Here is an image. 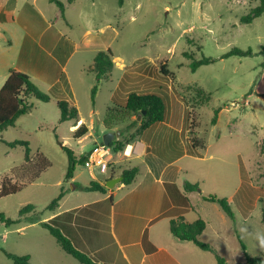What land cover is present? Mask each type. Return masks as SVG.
Segmentation results:
<instances>
[{"label":"rangeland","instance_id":"rangeland-1","mask_svg":"<svg viewBox=\"0 0 264 264\" xmlns=\"http://www.w3.org/2000/svg\"><path fill=\"white\" fill-rule=\"evenodd\" d=\"M58 3L64 5L63 14ZM258 5L259 0H13L9 14L15 21L11 17L4 26L9 42L15 44L17 52L24 36L43 38L53 48L60 45L59 53L68 56L69 61H61L57 67L56 88L61 89L64 100L78 102L79 108L75 106L84 119L82 124L91 128L92 135L80 142L71 131L75 122H61L54 101L33 100L31 112L4 135L8 141H29L34 155L43 152L52 166L22 192L1 198L0 213L17 219L20 209L32 204L35 212L44 213V219L50 216L52 212L47 207L62 191L72 188V183L66 181L69 157L63 147L71 149L78 160L87 156L85 151L101 145L105 135L113 133L104 124L108 108L124 105L120 97L126 92L143 93L145 89L142 95H168L167 121L163 126L157 124L149 132L150 137L157 132L171 135L185 127V142L190 143V148L194 142L205 145L204 149L197 148L198 159L183 160V171H178L180 164H175L170 168L173 173L169 172L170 178L180 184L200 186V192L190 195L187 214L189 222H206L200 240L210 244L227 264H248L246 254L264 261V247L257 239L258 233H264V14L250 24L242 23ZM235 48L250 50L252 55L225 56ZM27 50L26 61L20 59L18 64L38 74L41 70L31 64L30 58H38L40 52ZM108 50L121 58L126 68H115L111 78L101 82L93 100L96 78L90 69L97 54ZM203 58L213 62L193 71L192 63ZM41 59L45 66L49 63L47 54H41ZM164 63L175 78L162 74ZM68 81L72 91L68 86L69 91L61 88ZM37 86L50 96L57 94L56 90L49 93L40 82ZM190 87H200L210 95L208 104L195 108L194 130L186 110L192 109L182 99L194 100V89ZM216 110L220 112L213 124ZM127 125L128 122L121 124L114 132H121ZM163 138L160 142H165ZM24 157V148L0 143V188L3 177L21 166ZM164 158L167 161L169 157ZM134 165L145 170V164L139 161ZM91 175L98 178L95 182L104 180L98 167L89 169L85 161L78 162L75 182L90 184L94 182ZM210 195L228 199L234 219L219 203L207 200ZM244 228L247 232L241 231ZM36 229L55 243L47 228ZM2 230L5 224L0 221ZM45 245L53 250L47 241ZM0 246L8 250L1 237ZM3 255L0 252V257L8 261ZM180 259V264H218L215 253L205 252L192 242Z\"/></svg>","mask_w":264,"mask_h":264},{"label":"crops","instance_id":"crops-1","mask_svg":"<svg viewBox=\"0 0 264 264\" xmlns=\"http://www.w3.org/2000/svg\"><path fill=\"white\" fill-rule=\"evenodd\" d=\"M11 5H13V0H0V26L2 28L11 17L15 21V17L9 14ZM5 29L6 27L0 29L3 32L0 34V90L8 79L10 71L14 69L29 74L36 85L38 82L44 84L49 93L56 90L57 94L54 96L53 92L51 95L55 103L58 98L64 99L61 96V89L56 88L59 79L55 77L59 63L61 61L68 63L69 58L59 53L60 45L53 48L48 41H43V38L35 39L24 36L18 42L21 48L17 52L15 44L9 42L7 31L4 32ZM28 48L40 52L38 58H30L31 64L41 70L38 74L28 72L18 64L20 59L26 61ZM41 54L48 56L49 63L46 66L41 59ZM113 60L114 69L126 68L120 63L121 58L114 56ZM119 82L115 91L119 88ZM67 86L70 90V81L61 88L69 91ZM170 90L173 91L171 86ZM140 91L135 92L139 94L146 92L145 89L142 90L145 91L143 93ZM130 93L131 90L124 96L121 95L120 100H126ZM118 94L119 90H117V96ZM67 99L79 108L78 102ZM176 99L180 98L176 97ZM176 99L172 98V101ZM80 119L78 126L73 125L71 131L74 132L82 124L84 119L81 117ZM166 121L167 116L163 122L156 123L141 133L138 132L140 124L133 125V120L122 128L123 134L122 131L114 132L119 130L121 125L114 127L112 132L120 133L115 140L127 145L123 151L118 152L111 148L116 155L112 153L110 171L101 173L104 180L99 181L106 189V193L76 190L74 184L77 182H75L74 175L70 181L72 188L66 192L55 208L48 210L52 212L50 216L44 219V213H41L42 216L40 214L41 222L58 220L63 225L64 234L75 247L91 257L97 264H180V256L187 253L190 242L181 241L172 235L171 221L179 217L190 221L187 214L191 207L185 206L183 197L190 199V195L195 192H185L184 185L170 178L169 172L173 173V169L170 168H173L175 164H180L178 171H183L184 166L181 164L183 160L187 157L198 159L199 153L197 148L194 149L193 146L190 148V143L185 142L186 139L188 140L185 127L174 130L171 135H162L157 132L154 138L150 137L149 132L154 130L157 124L163 126ZM87 127L89 134L80 142L92 135L91 128ZM5 132L3 133L4 140L7 139ZM178 134L180 137L176 139ZM162 137L164 138L161 140L165 142H160ZM9 142L12 141L9 140ZM91 151L92 149L85 152L89 154ZM164 156L169 157L167 161L164 160ZM138 161L145 164L144 171L134 165ZM132 168L140 170L137 180L132 185L126 186L122 181L114 188L107 187L108 181L122 177L125 170ZM91 178L93 181L98 180L95 175H91ZM172 185H175L176 189L171 187ZM41 222L29 223L23 220L19 224L5 226V230L0 232V237L8 245L7 251L20 256L29 255L33 264H82L68 255L51 233L55 243L51 238H46L43 231L36 229L38 226H43ZM30 229L32 230L31 238H29ZM46 241L53 247V250L50 247L46 249ZM3 250L0 248V252L4 254ZM5 257L8 261L0 257V264H14L6 255Z\"/></svg>","mask_w":264,"mask_h":264},{"label":"trees","instance_id":"trees-1","mask_svg":"<svg viewBox=\"0 0 264 264\" xmlns=\"http://www.w3.org/2000/svg\"><path fill=\"white\" fill-rule=\"evenodd\" d=\"M123 3V0H120ZM61 7L62 14L65 11L64 5L58 3ZM264 14V0H259L258 7L254 8L252 12L242 19V23L250 24L255 19L261 17ZM252 55V52L249 50L247 52L242 51L241 49L235 48L227 53L226 57L232 56H249ZM192 58V55H188ZM114 55L111 50L106 52H99L94 59V64L90 69V72L95 74L96 84L92 88V98L95 100V97L98 92L99 85L103 80L110 77L114 67ZM213 61L208 58H203L200 61H194L191 65L193 71H196L199 67L203 65H208ZM161 72L164 75L174 74L168 71L167 63H164L161 67ZM175 78V76H174ZM194 89L193 96L195 100H189L182 96L183 101L190 106L192 111L187 109V116L191 122V129L194 130L197 126L195 125V108H199L209 103L210 95L206 93L200 87H190L189 90ZM167 94L161 95L157 93H151L142 95L137 92H131L127 99L124 102V105H117L109 107L106 114V119L104 121L105 127L109 130H112L114 127L130 122L133 120V125L140 124L139 133L147 130L156 123L163 122L166 117L167 110ZM33 100H37L42 103H49L53 98L47 94L43 93L32 78L21 71L11 70L9 77L6 80L5 84L0 90V143H4L10 148L22 147L25 150L24 162L21 166L12 170L10 175L3 177L1 181L0 188V199L6 198L17 193H20L25 186L36 182L40 175L48 170L52 163L49 158L41 151H37L34 155L30 142L29 141H6L3 139V133L10 127H14L16 122L22 116L31 112L34 107ZM56 104L60 110L61 122L73 121L76 126H78L80 119L79 110L76 106L72 105L67 100L58 98ZM220 110L215 111V117L212 121L213 124L217 123L218 114ZM142 116L141 120H138V117ZM89 134V128L85 124H81L74 132L73 135L77 140H81ZM103 144V143H102ZM127 144H123L120 141H113L110 147L114 148L116 152L123 151L124 147ZM193 148H205L204 144L200 142H194L192 144ZM64 150L67 152L69 157V168L66 175V181L69 182L74 178L75 169L78 162L83 163L87 161V156H81L80 159L74 155L73 151L68 147L64 146ZM264 151V142L262 146ZM140 170L138 168H132L130 170H125L122 175L124 177L123 184L126 186L132 185L138 178ZM245 185V184H243ZM76 190L86 191V192H102L106 193V189L99 182H92L88 186H82L79 183L74 184ZM171 187L176 189L175 185ZM185 192H200L199 184H192L190 182H185L184 184ZM66 194L65 191H62L60 196L55 199L46 210H52L55 208L60 200ZM207 200L217 202L226 212V214L234 219V214L228 203V199L219 198L215 195H210L206 197ZM183 203L185 206L190 207V200L186 197H183ZM40 214L35 212V206L29 204L23 207L19 212V217L17 219H11L5 217L0 213V221L9 227L15 224L21 223L23 220L29 223H38L41 222ZM45 228H47L54 238L61 245L62 249L70 256L78 260L82 264H97L93 261L91 257L87 254L78 250L73 242L64 234L63 225L58 220H50L49 222H41ZM206 229V222L202 219H198L195 222H189L184 217H179L171 221V232L174 237L184 242H192L198 248L205 252H213L217 256L218 264H227L225 259L221 257L217 251L208 243H205L200 240V237ZM243 248L245 249L244 245ZM4 254L13 261L14 264H33L29 255L19 256L13 253H10L6 250H3ZM246 260L248 264H264V261L259 257H251L246 254Z\"/></svg>","mask_w":264,"mask_h":264},{"label":"built area","instance_id":"built-area-1","mask_svg":"<svg viewBox=\"0 0 264 264\" xmlns=\"http://www.w3.org/2000/svg\"><path fill=\"white\" fill-rule=\"evenodd\" d=\"M113 155L110 146L104 144L96 145L87 156L85 166L89 169L98 167L101 173H106L109 170Z\"/></svg>","mask_w":264,"mask_h":264},{"label":"water","instance_id":"water-1","mask_svg":"<svg viewBox=\"0 0 264 264\" xmlns=\"http://www.w3.org/2000/svg\"><path fill=\"white\" fill-rule=\"evenodd\" d=\"M141 118H142V116H139L138 117V120H141ZM119 135H120V133H116V134H114V133H107L105 135L104 139H103V144L106 145V146H110L113 143L115 137L116 136H119ZM123 179H124V177L122 176V177H120L118 179L110 180V181L107 182V187L108 188H114L115 185L118 184V183H120V182H122Z\"/></svg>","mask_w":264,"mask_h":264},{"label":"clouds","instance_id":"clouds-1","mask_svg":"<svg viewBox=\"0 0 264 264\" xmlns=\"http://www.w3.org/2000/svg\"><path fill=\"white\" fill-rule=\"evenodd\" d=\"M242 232H247V229L244 228V229H241ZM257 239L259 241V244L264 247V233H258L257 234Z\"/></svg>","mask_w":264,"mask_h":264},{"label":"bare ground","instance_id":"bare-ground-1","mask_svg":"<svg viewBox=\"0 0 264 264\" xmlns=\"http://www.w3.org/2000/svg\"><path fill=\"white\" fill-rule=\"evenodd\" d=\"M129 152H130V150H129Z\"/></svg>","mask_w":264,"mask_h":264}]
</instances>
